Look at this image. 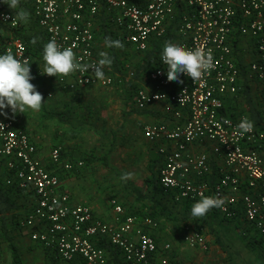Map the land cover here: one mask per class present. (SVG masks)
Segmentation results:
<instances>
[{"label": "built area", "instance_id": "obj_1", "mask_svg": "<svg viewBox=\"0 0 264 264\" xmlns=\"http://www.w3.org/2000/svg\"><path fill=\"white\" fill-rule=\"evenodd\" d=\"M39 27L48 42L55 38L62 48L72 47L82 63H94L96 53V20L101 11L100 0H27ZM111 23L119 30L121 39L139 52L150 49L151 39L166 36L167 28L182 6L181 20L175 28L178 43L188 49L202 47L211 50L215 68L202 81L194 82L181 74L182 83L167 80V65L159 53L157 65L150 70L147 80L154 89L140 88L136 93V106L144 111L162 103L165 113L173 115L176 123L146 124L145 138L151 142L167 141L173 150L167 153L159 181L166 194H176L179 201L192 204L203 197L225 198L220 213L227 219L243 214L248 224L264 239V131L254 126L251 133L241 135L236 118L222 115L228 99L244 90V83L258 84L260 100L258 110L264 120V0H102ZM7 6L0 0V23L19 31L21 22L15 15L3 10ZM7 17V19H5ZM11 50L18 59L32 63L28 46L14 35L0 39V55ZM246 67V77L240 66ZM44 70L39 76H47ZM104 81L94 73L75 72L68 77H52L60 89L72 92L89 87H112L122 84L106 73ZM135 73L130 72L128 79ZM186 92V93H184ZM182 93H184L183 102ZM160 94L166 99L157 100ZM187 111V115L184 114ZM229 121L230 123H225ZM0 158L14 172L15 181L23 191L33 193L36 206L22 222L23 228H32L33 241L66 262L81 259L83 264H114L99 240H107L122 252L125 264H151L158 252L156 238L150 230L160 225L153 218L128 215L117 200H111L116 213L115 225L95 217L87 205H72L70 196L60 193V177L52 173L38 159V148L13 119L0 114ZM200 141L217 144V153L223 154L225 166L219 172L216 184L203 181L212 169L206 156L188 154L189 145ZM64 147L57 145L51 153V162L72 172L84 167L83 162L62 165ZM195 176V177H194ZM201 179L200 181L197 180ZM185 240L190 248L209 249L204 227L185 229ZM1 242V238H0ZM166 250L171 249L167 245Z\"/></svg>", "mask_w": 264, "mask_h": 264}, {"label": "crops", "instance_id": "obj_2", "mask_svg": "<svg viewBox=\"0 0 264 264\" xmlns=\"http://www.w3.org/2000/svg\"><path fill=\"white\" fill-rule=\"evenodd\" d=\"M100 1L102 4L101 11L96 20V53L99 58L101 52L108 53L104 44V33L102 32L103 27L106 25L115 32L117 39L123 45H126L121 40L119 30L109 22L111 14L103 1ZM21 9L30 13L29 22L26 24L21 23L19 31H14L0 23V39L18 34L32 38L36 32L42 30L27 0H20L18 8L15 10L9 8L8 5L3 7V10L14 15ZM169 28H167V34ZM173 33H176L175 28ZM153 40L155 39H151L150 46ZM33 55L30 54L32 57L31 74L33 73L36 81L43 82L47 79L49 83L40 91L45 103L42 109L37 112L38 117H35V121L31 116V110L26 111L24 114L17 113L13 115L11 109H5L4 114L7 118L13 119L19 129L29 134L32 142L38 148L39 161L52 173L60 177L61 186L59 191L70 196L72 205L89 206L95 217L110 225H115L116 222V213L111 205L113 199L118 201L128 215L153 218L159 223L160 228L157 231L147 228L148 231L150 230V234L156 238L158 244V252L152 258L151 264H264V241L248 224L243 214H239L234 219H227L217 212L207 214L203 218H193L191 207H186V203L189 201H179L176 194H166L159 190V171L165 164L167 155L162 150H173L174 146L167 141L151 142L147 140L143 134V128L146 124L163 122L170 123L173 127L176 121L173 115L165 113L162 103L153 105L144 111L137 108L135 99L138 89H154L152 84L148 82L147 76L146 80L142 79L140 84L138 83L139 86L135 87L133 86L134 83L128 84L126 82L116 87H89L72 92L57 87L52 77L39 76L38 72L44 70V61L43 59H37L38 56L34 54V50ZM139 67L138 69H140ZM108 70H111V67H106V73ZM133 73L135 72L133 71ZM250 88L251 97L254 101L257 98L255 103L258 107L260 100L259 85L252 83ZM111 93L112 95L116 93V96L120 94L133 96L132 102L128 99L129 104H125L122 111H119L117 115L118 118L122 114H126L130 118L127 121L129 124L126 126L123 125V120L118 127L116 125L109 126L107 116L109 112L106 111L107 102L112 103L116 99L122 105L123 102H126L123 96L115 97L114 100L105 97ZM226 104L234 107L230 110L231 113L228 111V115L235 113V117H238L246 114L250 118V108L244 95L230 98ZM183 112L187 115L186 110ZM121 128L124 133L125 129L127 130L126 133L136 132L134 134L137 136L138 144H141L139 148L142 149L143 156L146 155L147 158L146 167L149 176L146 178L145 185H148V191L134 194L131 203L117 188L118 182L115 178V171L112 170L113 167L110 165L112 150H108V153L105 154L96 149L97 139L102 135L103 137L117 135L116 132ZM57 145L64 147L62 165L67 162H83L84 167L68 172L62 166L53 165L51 153ZM218 147L217 144L210 141H200L189 145L187 150L188 154L194 157H208L212 173L209 177H205L203 181L211 186L216 184L219 172L225 166L223 154L216 152ZM154 161H158L155 168L157 171L155 177L150 169ZM106 167L111 171V174L105 170ZM6 169L8 172L0 167V179L4 185L11 186V184H15V174L7 167ZM154 178L157 190L148 184V181H152ZM197 180L200 181L201 179L197 178ZM17 189H19L18 186ZM9 195V203L14 205L13 210L5 213L0 212V264H83L78 259L72 262L59 259L54 251L47 250L40 243L33 241L32 228L21 226V222L33 212L36 206V197L33 193L19 189L9 192ZM138 213L142 214L137 215ZM146 213L159 215L153 217V215ZM4 223L5 231L2 229ZM187 227L205 228L209 247L207 251L189 247L185 240V229ZM167 245H171V249L166 250ZM12 246L16 249L15 255ZM16 259L18 260L17 263H15Z\"/></svg>", "mask_w": 264, "mask_h": 264}, {"label": "clouds", "instance_id": "obj_3", "mask_svg": "<svg viewBox=\"0 0 264 264\" xmlns=\"http://www.w3.org/2000/svg\"><path fill=\"white\" fill-rule=\"evenodd\" d=\"M3 3L15 10L18 8L20 0H3ZM29 17L30 13L21 9L16 12L13 21L26 24L29 22ZM38 39L34 37L30 43L35 45ZM104 44L107 48L122 49L124 47L120 40H113L110 37L105 38ZM99 55L100 59L97 62L82 63L72 47L62 48L53 38L43 48L44 74L42 75L56 78L68 77L77 71L83 73L91 70L98 80L104 81L106 79L104 68L111 67L113 58L106 52H101ZM161 59L163 64L167 65V80L169 82L182 83L181 74L190 77L194 82L202 81L205 75L215 68L214 57L210 49L207 51L202 47L188 49L172 41L165 43ZM33 79L27 59H18L11 50L0 55V114H3L5 109H11L13 115L24 114L28 110L39 112L42 109L45 103L44 97L32 83ZM184 93H182L180 104L183 102ZM155 99L161 100L166 97L157 94ZM225 123L230 122L225 121ZM237 128L241 135L251 133L254 129V122L244 117ZM0 129H4L3 124H0ZM120 179L126 182L133 179V174L131 172L122 173ZM225 203L226 200L222 197H203L193 204L191 216L203 218L212 209L223 208Z\"/></svg>", "mask_w": 264, "mask_h": 264}, {"label": "rangeland", "instance_id": "obj_4", "mask_svg": "<svg viewBox=\"0 0 264 264\" xmlns=\"http://www.w3.org/2000/svg\"><path fill=\"white\" fill-rule=\"evenodd\" d=\"M119 58L122 64V70L124 71V75L126 77L125 79L127 80V83L128 84L133 83L131 79H128L129 73L133 71L136 73L138 67L142 65L147 59L146 53H140L139 51L135 50L129 45H124V47L119 51ZM31 75L33 76V73ZM144 76L145 77L143 79L146 80L147 75L145 74ZM32 83L36 86L39 92L43 90L44 87L49 85L47 79L43 82L36 81L35 79H33ZM116 86L118 85H114L112 87H116ZM128 92H126V94H128ZM115 94L114 95H112V93L107 94L105 97L114 100L115 97L118 98L123 96L122 94L117 96ZM126 94L123 96L124 100L126 101L123 102V105L117 102L118 99H116L112 103L109 101L107 102L108 106L106 108V111L109 112V115H107L110 123L109 126L116 125L118 127L120 126V122H122V120H123V125L126 126L129 124L127 121L130 118H128L126 114H122L123 116L121 115L117 118L119 111H122L124 105L125 104L128 105L129 100L132 102L133 96ZM52 99H53V94H52ZM256 99L257 98H255V101ZM36 115L37 112H32L31 114L34 121H35V117L36 118L38 117V115L37 116ZM126 131L127 130L125 129V133H124L123 129L121 128V130L116 132L117 135H114L112 137H103L102 135L99 139L96 140L97 142L96 149L100 150V152H103L105 154L108 150L110 149L112 150V153L110 154L111 155L110 157H112V161L110 162L111 163L110 165H112L113 167L112 170L115 171L114 173L115 178L119 186V187L117 186V188H119L118 190L121 191L122 195L128 199L127 201L130 202L133 199L134 194H138L141 192L146 193V191H148V185H145V182H146V178L149 176V173L146 167L147 158L146 155L145 157L143 156L142 149L139 148L141 144H138V140L136 138L137 136L134 134L136 132L126 133ZM107 133H111V132H107ZM0 164L4 165V162L0 160ZM105 170H107V172L111 174V171L108 170L107 167L105 168ZM118 171L120 172L118 173ZM125 172H131L133 174V179L128 180L126 182L122 181L120 177L121 174Z\"/></svg>", "mask_w": 264, "mask_h": 264}, {"label": "trees", "instance_id": "obj_5", "mask_svg": "<svg viewBox=\"0 0 264 264\" xmlns=\"http://www.w3.org/2000/svg\"><path fill=\"white\" fill-rule=\"evenodd\" d=\"M182 10H183L182 6L179 5V7H178V15L176 16L175 20L172 22V24H171V26L169 28V33L166 34V36L161 38L160 40H156V39L153 40L152 44L150 46V49L148 51L140 52V53H146L147 59L145 60L144 64L139 67L140 69L137 70V72L135 73V77L132 79L133 80L132 82L134 83L133 84L134 87L135 86H139L140 82L145 77L144 75L145 74L148 75L150 70H152L157 65V63H158L157 60H158V57H159V53H160V51L162 49V46L164 45L165 41L166 40L167 41H169V40H171V41L177 40V35L174 34L173 31H174V28H176V26L178 25V23L181 20ZM109 16H110V14H109ZM110 17H109V19H110ZM109 22L111 23V19H110ZM102 32L104 33V40H105L106 37H110L113 40H118L116 35H115V32L113 30H111L108 25L103 27ZM17 36L21 37L24 40L25 44L29 48V53L30 54L32 53V55H33V50H34V54L38 56L37 59H43V48H44V45H45V41L48 42L47 35L44 33V31L41 30V31L36 32V34L32 38L31 37L30 38L29 37H25V36L23 37L20 34H18ZM34 37L39 38L35 45L30 43V41ZM96 39H97V37H96ZM125 44L131 46L130 44H127V43H125ZM107 50H108V54L113 58V63L111 65L112 69L107 71L108 75H111V76L115 77L116 79H117V75H119V76H121L123 78V80H122L123 82L122 83H126L127 80L125 79L126 77L124 75V71L122 70V64H121L120 58H119V49H117V48H107ZM241 60H242V58L239 60L240 61V66H241V68H242V70L244 72V77H246V74H247L246 67H245V65L243 63H241ZM115 85L119 86L121 84L116 83ZM242 95L245 96L246 103H247L248 107L250 108V114H251L250 115V120L252 122H254V125L256 127L264 130V120H263V118H262V116H261V114H260V112L258 110L257 104L255 103V101L251 97V88H250V85L247 82L244 83V90L238 96H242ZM226 103H227V101H226ZM226 103H225V108L222 111V115L233 116V118H236L235 117V115H236L235 113H233L232 115H228L229 113H231L230 110L234 109V107H233V105H230V104L227 105ZM228 111H229V113H228ZM0 160L3 161L1 158H0ZM157 164H158V161H154V164L150 168L154 177L156 176V173H157V171L155 169ZM5 166L3 164L2 165L0 164V167L3 168V170H5V172H8V171H6L7 169H6ZM160 171H159V175H160ZM14 182H15V184H11V186H8V185H4L2 183V180L0 179V212L1 213H5L7 211L13 210V208H14V205H11L9 203V199H10L9 192L14 191V190L16 191V190L20 189V188L17 189L18 185L16 186L17 183H16L15 179H14ZM158 183H159V178H158ZM148 184L152 185V187H154V189L157 190V185H156L155 178L152 181H148ZM159 190L160 191L162 190V187H161L160 183H159ZM187 206L192 208V206H193L192 202H190V201L187 202L186 203V207ZM133 214H136V213H133ZM139 214H142V213H138L137 215H139ZM146 214H148V213H146ZM148 215H153V217L154 216L157 217V215H159V214L149 213ZM2 229H4V231L6 230L5 223H4L3 227H2ZM260 238H261V240L264 241V239L262 237H260ZM98 244L102 248L106 249V251L109 254L110 260L114 264H125V260H124V256H123L122 252L119 251L118 249H116L115 247H113L107 240L106 241L105 240H99ZM12 251H13V253L15 255L16 249L13 246H12ZM78 260H80L82 262L81 259H78ZM17 262H18V260L16 259L15 263H17Z\"/></svg>", "mask_w": 264, "mask_h": 264}]
</instances>
